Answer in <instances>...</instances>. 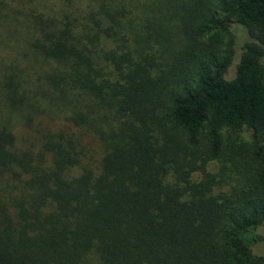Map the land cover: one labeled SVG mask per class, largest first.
Listing matches in <instances>:
<instances>
[{
  "label": "trees",
  "instance_id": "obj_1",
  "mask_svg": "<svg viewBox=\"0 0 264 264\" xmlns=\"http://www.w3.org/2000/svg\"><path fill=\"white\" fill-rule=\"evenodd\" d=\"M262 230L264 0H0V264H264Z\"/></svg>",
  "mask_w": 264,
  "mask_h": 264
},
{
  "label": "rangeland",
  "instance_id": "obj_2",
  "mask_svg": "<svg viewBox=\"0 0 264 264\" xmlns=\"http://www.w3.org/2000/svg\"><path fill=\"white\" fill-rule=\"evenodd\" d=\"M169 35L172 38L176 37V33L174 30H172L171 34L169 33ZM128 45H132V43L129 42ZM161 45L163 47H167L169 50L173 48V42H167L166 40H162ZM152 47L153 49L157 48L154 45ZM135 48L134 49L130 48L131 52L135 53L137 51V49ZM152 51L153 50H148L147 52H152ZM160 51L163 50H157L154 52L156 58H161L164 56V54H159ZM241 137L243 141H247L249 140V133L243 132L241 134ZM203 170L205 174H209L211 176V179H214L213 180L214 184L212 186V191L214 192L228 191L231 187L235 186L241 180L242 173L240 171V168L234 162L223 161V160L210 161L203 166ZM194 178L198 179L199 176L195 174ZM261 233H263L262 235L264 236V230H262ZM259 252L264 253V248L263 247L262 249L260 248Z\"/></svg>",
  "mask_w": 264,
  "mask_h": 264
}]
</instances>
